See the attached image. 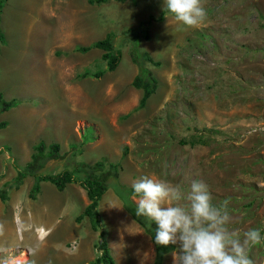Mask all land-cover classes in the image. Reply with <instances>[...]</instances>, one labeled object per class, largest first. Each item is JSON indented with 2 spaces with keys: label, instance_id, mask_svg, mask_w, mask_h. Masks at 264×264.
<instances>
[{
  "label": "rangeland",
  "instance_id": "374dc122",
  "mask_svg": "<svg viewBox=\"0 0 264 264\" xmlns=\"http://www.w3.org/2000/svg\"><path fill=\"white\" fill-rule=\"evenodd\" d=\"M201 3L207 15L198 26L168 13L148 26L149 39H140V49L160 65L145 63L158 83L138 108L142 91L131 85L138 67L129 55L131 41L120 33L157 17L163 0H5L0 92L19 103L0 114L7 122L0 129V186L29 161L38 141L56 142L60 157L47 160L43 173L81 162L102 161L107 169L114 162L120 184L132 187L149 176L179 185L185 195L193 180H202L214 205L229 202L230 229H260L264 236V0ZM109 32L121 51L118 66L98 79L81 77L105 62L101 50L80 53L75 47ZM32 181L26 177L0 201V264L93 260L99 231L91 230L87 217L75 221L88 203L85 190L70 183L58 191L41 182L32 200ZM138 199L132 197L136 204ZM98 211L116 264L153 263L149 236L111 189ZM173 251L162 264H172ZM249 257L264 264V242L251 247Z\"/></svg>",
  "mask_w": 264,
  "mask_h": 264
},
{
  "label": "trees",
  "instance_id": "16d2710c",
  "mask_svg": "<svg viewBox=\"0 0 264 264\" xmlns=\"http://www.w3.org/2000/svg\"><path fill=\"white\" fill-rule=\"evenodd\" d=\"M5 0H0V14ZM108 0H88L89 4H100ZM124 1V0H117ZM169 12L164 9L159 13L157 17L149 15L146 20L141 21L137 27L128 28L122 31L120 35L124 38H128L131 42L130 46V58L131 61L137 65L138 71L131 81V85L142 91L139 99L138 108H143L148 98L155 92L157 87V78L152 74L151 70L145 66V63H149L154 66H159L160 62L155 61L152 56L147 52L140 49V39H149L148 26L151 22L162 21L166 14ZM115 34L109 32L104 38L96 40L86 46H76L75 51L80 53H86L91 49H99L102 51L101 59L105 62L103 69L95 72L85 71L81 77L100 78L106 72H112L118 66L121 59V51L114 45ZM5 34L0 27V44H4ZM18 100L12 98L5 100L0 92V114L8 111L9 109L17 106ZM7 122L0 120V129L5 128ZM207 131L209 129H206ZM86 133L84 131L82 141L85 144L88 141ZM93 140V139H92ZM60 145L56 142L50 143L48 146L44 141L40 140L33 146V152L29 161L25 163L22 169L16 170V175L10 181H5L0 186V201L5 202L9 199V190L11 188L18 189L26 177H32V185L28 191V198L35 200L41 189V182L51 183L58 191L64 190L67 184L75 183L82 187L88 199L87 205L83 211L75 218L76 222L84 217L89 220V225L92 231H99L100 242L96 245V249L99 254L87 264H116L111 254V250L108 246L106 239L103 236L101 229L100 214L98 211L99 201L102 196L111 189L114 194L121 201L123 209L131 216V218L142 228L145 234H147L154 246V260L152 264H162L164 256L175 249V245L159 246L156 245L154 236L157 225L155 222L149 221L147 218L139 217L136 215V203L132 200V197H138L134 194L132 187L120 184L117 179L119 176V165L114 162H109L107 169L102 161H97L93 165L86 163H76L71 170L64 169L55 174L43 173L45 163L50 159H58ZM127 148L124 147L122 154L125 155ZM76 173H84L85 177L80 179L75 177Z\"/></svg>",
  "mask_w": 264,
  "mask_h": 264
},
{
  "label": "clouds",
  "instance_id": "9594fccd",
  "mask_svg": "<svg viewBox=\"0 0 264 264\" xmlns=\"http://www.w3.org/2000/svg\"><path fill=\"white\" fill-rule=\"evenodd\" d=\"M163 9L188 27L198 26L207 15L201 0H163ZM132 189L139 197L136 215L157 225L156 245H178L171 253L172 264H253L249 251L264 242L261 230L230 229L229 202L214 205L204 181L193 180L186 195L179 185L149 176L134 181ZM181 200L186 203H171Z\"/></svg>",
  "mask_w": 264,
  "mask_h": 264
},
{
  "label": "crops",
  "instance_id": "0c3cea01",
  "mask_svg": "<svg viewBox=\"0 0 264 264\" xmlns=\"http://www.w3.org/2000/svg\"><path fill=\"white\" fill-rule=\"evenodd\" d=\"M115 203L117 204V202L115 201Z\"/></svg>",
  "mask_w": 264,
  "mask_h": 264
},
{
  "label": "bare ground",
  "instance_id": "6f19581e",
  "mask_svg": "<svg viewBox=\"0 0 264 264\" xmlns=\"http://www.w3.org/2000/svg\"><path fill=\"white\" fill-rule=\"evenodd\" d=\"M4 19V18H3Z\"/></svg>",
  "mask_w": 264,
  "mask_h": 264
}]
</instances>
